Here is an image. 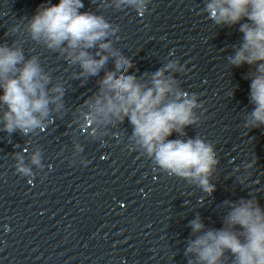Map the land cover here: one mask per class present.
Wrapping results in <instances>:
<instances>
[{"label":"clouds","instance_id":"clouds-1","mask_svg":"<svg viewBox=\"0 0 264 264\" xmlns=\"http://www.w3.org/2000/svg\"><path fill=\"white\" fill-rule=\"evenodd\" d=\"M121 5L138 10L144 0H117L116 7ZM83 7L82 0L41 5L28 19L29 36L52 51L65 54L69 64L78 63L82 69L80 77L97 76L109 56L113 57L115 71H107L99 81L98 92L89 104L90 114L101 116L105 121L114 117L121 123L127 118L130 139L153 157L161 169L196 184L210 195L215 185L209 178L219 163L213 144L200 137L186 141L168 139L173 132L184 136L186 127L197 125L200 118L194 109L202 106L197 104L195 93L189 94L179 87V81L165 76L170 70H181L178 61H170L152 73L149 82L128 74L131 61L114 50L111 42H102L115 30L103 16L81 13L79 9ZM204 11L218 26L239 24L243 42L228 60L236 67L255 66V71L249 73L251 102L255 108L245 126L260 128L264 126V0H206ZM98 42L99 50L95 55L99 59H95L87 49L96 47ZM50 82L51 77L37 56L25 59L16 41L12 46L0 45V89L3 92L0 101L7 109L3 116L4 131L12 133L19 129L28 135L48 117L50 104H55L57 110L63 107L64 89L59 84L48 89ZM17 156L20 160L17 171L27 175L30 169L23 165L22 157ZM32 163L39 164L38 153L32 157ZM239 183L244 184V181L239 180ZM224 203L231 209L225 218V227L209 230L191 240L187 253L196 254V264H224L226 255L231 256V264H264V208L255 197ZM190 226L193 233L204 228L199 216Z\"/></svg>","mask_w":264,"mask_h":264}]
</instances>
